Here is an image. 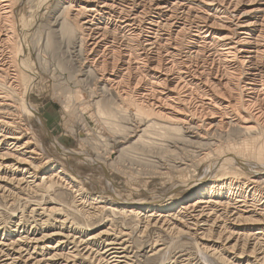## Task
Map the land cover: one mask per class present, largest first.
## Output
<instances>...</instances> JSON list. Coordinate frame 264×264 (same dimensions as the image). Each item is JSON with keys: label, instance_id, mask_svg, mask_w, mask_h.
Instances as JSON below:
<instances>
[{"label": "bare ground", "instance_id": "1", "mask_svg": "<svg viewBox=\"0 0 264 264\" xmlns=\"http://www.w3.org/2000/svg\"><path fill=\"white\" fill-rule=\"evenodd\" d=\"M61 1L60 33L74 41L96 87L111 101L96 99L106 104L99 113L111 120L108 126L116 127V118L130 121L128 136L117 143L137 137L134 145L148 144L154 127L184 141L198 138L197 146H208L200 161L216 157L210 167L218 174L209 182L185 183L190 194L179 200L125 204L121 215L101 197L89 200L80 178L52 165L21 122V102L29 117L34 114L29 96L19 91L22 70L31 72L21 44L27 34L15 0H0V198L12 205L26 195L31 202L69 186L78 194L79 214L87 210L90 220L104 211L113 216L98 234L64 213L51 220V207L38 204L29 205L28 214L22 210L13 228L0 217V264H137L127 239L131 230L115 228L119 217L149 235L188 237L197 253L212 260L240 248L230 257L234 264H264V175L249 177L235 166L246 159L264 165V0ZM125 149L109 151L110 159L119 161ZM163 241L151 244V258L164 255ZM184 255L170 261L184 264Z\"/></svg>", "mask_w": 264, "mask_h": 264}, {"label": "rangeland", "instance_id": "2", "mask_svg": "<svg viewBox=\"0 0 264 264\" xmlns=\"http://www.w3.org/2000/svg\"><path fill=\"white\" fill-rule=\"evenodd\" d=\"M15 2L19 18H22V22H19L27 34L25 43H21L26 51L23 57L25 58L24 60L27 59L25 61L27 69L31 70V72L25 70V73L24 69L22 70L19 91L21 95L27 94L29 96V103L34 110V114L29 117L27 109L22 106L24 102H21L22 108L20 107V110L22 112L19 110V117H21V120L24 118L21 121L24 125H29L30 131L36 138L37 145H39V148L52 165L62 166L70 175L80 178L81 183L78 185L84 187L83 192L86 196L88 195L89 200L92 201L93 196L101 197L103 200L108 201V205L113 206L117 211L119 210L120 213L119 211L116 213L121 215L124 209L127 210L123 208L125 204L128 207L144 201L148 204H155L172 198L179 200L190 194L185 183L191 180L197 183L209 182L211 177H215L218 174L217 170H212L210 167L211 163H214L213 161L217 159L216 157L213 156L210 160L203 161L204 163L200 161L201 153L208 146L199 145L201 143L198 138H191L189 139L190 142L184 141L187 138L182 140L184 137L182 138L181 134H176V132L172 131L169 135V132L162 130L161 132H166L164 133L166 136L167 134L169 135L170 138H168L164 137L165 135L160 132L161 129L158 130V128L154 127L148 130L149 133L145 138L148 144L139 142L134 145L137 137L130 138L124 144H118L119 139L123 140L124 137L128 136L126 127L130 125V121L127 118H122L124 120L116 118L112 121L115 120L114 123L117 126L114 127V124H110L109 127V123H106V121L111 120H107L106 116H104V119L102 117L103 114L99 113L101 107L104 108V105L110 104L111 101L107 102V98H104V93L96 87L95 74H92L84 66V56L82 55V57L77 53L76 47L73 46L74 41L70 40L68 36L66 38L65 33H60L62 21L60 22L59 15L63 14L62 1L15 0ZM56 29L60 30L56 31ZM41 38L40 42L39 39ZM26 72L31 73V75L27 74L25 76ZM30 76L33 77V82L30 81ZM96 99L106 101V104L101 102L99 105L96 103L98 101ZM129 104L126 106L124 104V106L130 108ZM197 143L202 147L201 149L197 146ZM125 146L128 149L124 150L119 161L113 162L110 159L109 151L119 150L125 148ZM212 149L215 148L212 147ZM127 154L131 156H127ZM244 161L243 166L242 164L235 165L240 172L245 171L243 173L249 177L264 175V170H262L264 165H257L255 160L246 159ZM197 162H200L199 166H197ZM68 187H63V189L58 187V191H50L45 199L32 197L33 201L31 200V202L27 201L31 197L26 195H24V200L19 198L12 205L11 203L7 204L3 198H0V217L6 225H10L13 228L23 211L26 214L30 213L31 210L29 208L32 207H29V205L37 206V208L39 205L42 208L51 207L50 211H47L51 220L59 212L60 215L64 213L63 215L74 218L79 226L91 229L90 232L92 234H98L107 229L110 226L108 219L113 217L110 215L111 212L104 211L103 215L99 214L92 220L87 215V210H85L86 212L82 211L83 214L80 211L81 213L79 214L75 202V197L77 199L78 194L72 191L74 188L70 187V189ZM41 199L44 200L43 203ZM117 201L121 204L120 206L117 205ZM114 202L117 203L112 204ZM27 205L28 207H26ZM57 207L62 208L61 211L57 210ZM62 210L64 211L62 212ZM114 223L115 228L118 230H131V237L128 236L129 238L127 237V239L131 246L132 258L133 260L135 259L134 261L137 264H172L170 259L174 261V257L182 253L186 255L180 260H183V263L185 262L186 264V260L188 264H215L213 261H218V264H234V260L230 257L233 256L235 250V253L240 251V248L233 250V252L223 250L219 253V256L218 254L216 255L220 259L214 257L217 260H212L203 256L200 250L197 253L196 251L199 248L196 250V247L198 246L193 244L188 237H176V241L181 242L177 243L173 240L174 242L172 243L169 236L174 239L173 235L163 234V237H158L156 233H150L149 235L142 232L143 229L137 226L135 222L129 223L127 217H119ZM143 233L146 235H143ZM159 238L162 243H157L156 240ZM164 238L165 247L167 246L164 255H162L164 257L161 256L160 259L156 258V260L151 258V244L164 245ZM183 249L184 251H182ZM176 251L177 253H175ZM80 261L88 263L87 261L89 260L84 261L78 258L77 263Z\"/></svg>", "mask_w": 264, "mask_h": 264}]
</instances>
